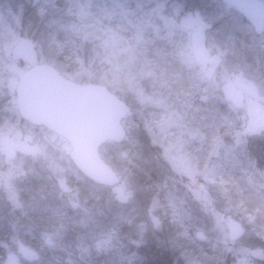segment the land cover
<instances>
[{"label": "rangeland", "instance_id": "rangeland-1", "mask_svg": "<svg viewBox=\"0 0 264 264\" xmlns=\"http://www.w3.org/2000/svg\"><path fill=\"white\" fill-rule=\"evenodd\" d=\"M70 1L63 0L65 6ZM259 1L264 5V0ZM93 3L100 8L96 26L73 27L82 13L89 15L83 5L74 6L73 12L58 9L54 0H0V36L14 51L20 38H27L33 48L53 50L58 68L67 78L82 83H93L90 79L95 69L88 61L96 58L94 48L98 46V53H104L100 82L96 83L107 85L130 108L122 122L125 138L111 146L108 154L119 177L118 187L129 202H117L113 188L91 185L77 170L68 168L69 164L62 162L70 160L71 146L65 139L38 133L34 134L37 143L29 133L0 134L3 217L17 216L34 206H46L48 211H42L48 213L55 208V215L60 216L55 225L37 223L39 236L25 233L21 237L22 229L16 224V237L11 240L15 249L7 251L3 264H70L71 260L59 258L57 252L83 242L89 232L95 249L104 253L103 264L114 262L103 248L104 240H111L110 233L105 236L103 229L91 228L71 237V226L61 219L67 213L62 209L65 200L70 201L76 218L87 212L74 202L77 192L69 186L70 180L80 178L85 187L93 189L92 196H104L106 210L115 212L112 221L118 213L145 219L138 237L116 234L125 244L124 251L132 253L133 263L145 260L136 254L143 248L149 253L147 258L154 260L151 264H262L264 222L254 217L260 208L255 200L247 201L245 193L253 191L264 204V174L245 154V145L264 138V14L251 5L238 10L222 0L86 2L88 7ZM25 11L29 12L26 16ZM102 20L113 22L115 28L101 26ZM60 22H67L74 35L87 38L81 39L87 49H79L84 56L79 55L73 64L69 57L67 63L58 57L62 49L56 46V34L50 32H54L51 25ZM150 31L161 32L166 39L179 38L172 48L177 51L173 58L192 71L193 79L190 84L179 80L177 86H191L180 91L182 96L158 84L156 74L144 63L147 52L157 51L142 48ZM67 47H71L69 42ZM33 54L30 52L29 58ZM227 84L257 88L261 100L245 98L237 125L220 132L205 103L208 96L228 103L230 88H223ZM191 95L202 100V107L191 105ZM35 169L38 183H45L42 179L49 174L54 181L50 188L42 186L47 196L40 194L41 199L30 204L21 198L24 192L19 188L24 184H17ZM167 206L165 213L163 207ZM149 215L159 218L160 225L154 226ZM230 217L244 229L239 238L229 236L226 221Z\"/></svg>", "mask_w": 264, "mask_h": 264}, {"label": "trees", "instance_id": "trees-1", "mask_svg": "<svg viewBox=\"0 0 264 264\" xmlns=\"http://www.w3.org/2000/svg\"><path fill=\"white\" fill-rule=\"evenodd\" d=\"M54 1L58 6V9L62 11L69 10L74 12L75 10L74 6L76 5H83L84 7H86V11L89 15L82 16L83 15L82 13L80 17H78V21L75 22V25L73 27L77 25H80L82 27L93 26V25L96 26L97 24L96 17L100 8L99 6L96 5V3H93V5H90L88 7L86 2L91 4V0H71L70 3H68L66 6L63 0H54ZM27 14H29V12L25 11L24 16H26ZM107 24L115 28L113 22L102 20L101 26ZM52 26L54 27V32L51 29L50 32L52 31L51 33L56 34V46L62 49V52H60L58 57L63 59L62 61L64 63H67V57L71 58L72 61L71 64H73L74 59L78 60L79 55L81 57L84 56V54L81 55L79 49L80 48L85 50L87 49V47L83 45V42H81V39H87V38H80L81 34L74 35L71 32L74 29L69 27V24L67 22L64 23L60 22L59 24H55V25L52 24L51 27ZM90 34L95 35V33L93 32ZM148 36L149 37L145 38L146 42L142 45V48L145 49L147 48L146 49L147 51L149 48L154 47L156 48L157 51H154L153 53L151 52L150 55L147 52L144 63H147V65L151 67V71L156 74V82L158 84L163 83V87L174 89L175 93L178 92V95L182 96L183 93L180 91L181 90L188 91V89L186 88L191 87L188 84H190L191 80L193 79L191 78L192 71L184 68V65L180 67L181 65L178 64L179 61L173 58V55H175L177 51L172 50V48H174V45L178 42L179 38L172 37L166 39L163 38V34L161 32L156 34L153 31H150ZM91 38L94 37H90V39ZM67 42H69L71 47H67ZM96 42L99 43L98 40ZM97 49L98 46L96 49L94 48V53H92L95 54L94 56L96 58H94L93 61L92 59H89L88 61V63H91L92 67L95 69V73H93L92 78L90 79L93 83L100 82L99 74H101L100 70L102 68L101 67L102 61L100 60V58L103 57L104 55V53L102 54L101 52L99 54L98 53L99 49L98 50ZM179 80H182L183 82L185 81V83L188 82V84L184 87L177 86V84H181ZM166 81L167 84H165ZM101 85L107 87V85H105L104 83H102ZM192 96L195 97V95H191V97ZM193 102L194 103H191V105L195 106V108L198 109L200 106L202 107V103L200 101L199 102L193 101ZM208 103H205L206 104L205 106L207 107L210 106V110L214 114L216 128L220 129V132H225L227 131L226 129L232 130V128H234L235 125H237V118L239 116L241 109L237 110L233 108L231 104L221 100H215L214 103H209V104ZM129 114H130V108L128 107V113L121 120V123L129 116ZM217 134L218 133H216V135ZM111 146H117V144L108 141L99 147V153L102 159L110 166L112 164L108 154ZM245 154L247 155V157H249L250 160L254 161V164L258 168H261V171L264 174V138H260L256 141H249V142L247 141L245 145ZM66 162L67 164H69L72 170H76L75 167L69 161ZM224 176L225 175H223V177ZM46 177L47 178L44 179L45 183L42 182L38 183L37 181L27 182V180L26 181L21 180L19 184H24V185L21 188H19V190H22L24 193H43L45 192V189L42 186H45V188L48 187L50 188L51 187L50 182H52L51 177L49 175H47ZM84 181L89 182L91 185L93 184L86 179H84ZM259 182H261V180H259ZM19 184H17L18 187ZM69 186H71L70 187L71 191L77 192V194L74 196V199H76L74 202H77V205L80 207V209L85 208L84 210H87L86 214L81 216V219L80 216L76 218L77 215L76 216L73 215L71 213L73 211L71 210L66 211L67 213H63V216H61V219L65 220V224L69 227L71 226L69 228L70 230L68 229L69 230L68 232L71 234V237H76L82 234L83 231L89 232L91 228H93L94 230L99 228L103 229V234H105V236H107V234L110 233L109 236L111 237V240L110 239L108 240L110 244L106 245L108 242L107 241L105 242L104 240L103 248L106 251L108 258H111L114 261L112 264H136L137 260H133L134 263L130 261L132 253H129L128 251H124L125 247L123 245L125 244L124 243L122 244L117 239L118 236H116V234L118 233L120 237L125 235L127 236L129 235V237H138V234L142 229V225L146 223L145 219L144 218L139 219L138 216L135 217L132 213L129 214L118 213V215L113 217V219L115 217H117V219L115 221H112L111 217L113 215L111 214H114L115 212L114 211L109 212L108 210L110 209L106 210L105 199L103 195H101V197L92 196L94 195L92 192L93 189L90 186L85 187V184L83 183L81 178L78 179V181L70 180ZM84 190H85V196H84ZM81 196H82V200H80ZM83 197L85 198L86 201L83 199ZM245 197L249 202L252 201L254 202V200L256 201L254 203L260 208V210L258 211V213L256 212L254 214V217H256L258 222L260 220L264 222V204H261V202L257 200L259 198L253 191L246 192ZM38 199H41L40 196H38ZM42 208H45V210L49 209L46 208V206L45 207L34 206V208H32L34 210L29 214H27V217H29L33 222H36L35 224L37 223L43 224L47 222L55 225V223H57V220L60 219V216L55 215V212H51V213L43 212ZM163 211L165 213L168 212V206L163 207ZM16 224L17 225L19 224L16 215H10L9 218H4L3 216L0 215V264H3V260L6 257L7 251H12L15 249V242L11 240H13L16 237V232H17L15 228ZM26 225L28 224L26 223ZM119 225L120 227H118ZM202 225H205V223H203ZM88 234L89 236H85L83 242L81 241L79 244L76 243L72 244L73 246L69 248V250H66V252H62L60 254L59 251L57 250L58 251L57 255L60 256L59 258L71 260L70 264H103L104 253L101 254L100 251L95 249L94 244L90 240V232ZM198 245L200 248L202 247V245H200L199 243ZM136 254H138L139 258L141 257L145 259L140 264H151L154 262V260L150 261V259L147 258V256H149V253L147 250H144L143 248L139 249ZM262 264H264V262Z\"/></svg>", "mask_w": 264, "mask_h": 264}, {"label": "water", "instance_id": "water-1", "mask_svg": "<svg viewBox=\"0 0 264 264\" xmlns=\"http://www.w3.org/2000/svg\"><path fill=\"white\" fill-rule=\"evenodd\" d=\"M233 7L244 9L250 0H224ZM252 6L264 12L259 0ZM25 40L18 43L26 45ZM247 89V86H244ZM251 95L258 100L256 89ZM18 105L22 116L34 124H45L63 136L70 144L69 157L74 166L88 179L97 184L112 186L118 176L99 155L98 148L106 141L120 143L125 137L121 118L128 113L127 105L112 94L105 86L77 84L63 78L53 67L36 65L20 76L17 87ZM230 100L237 109L241 108L243 93L233 89ZM32 152V150H30ZM122 190H116V198ZM231 239L239 238L244 229L234 218L226 221Z\"/></svg>", "mask_w": 264, "mask_h": 264}, {"label": "flooded vegetation", "instance_id": "flooded-vegetation-1", "mask_svg": "<svg viewBox=\"0 0 264 264\" xmlns=\"http://www.w3.org/2000/svg\"><path fill=\"white\" fill-rule=\"evenodd\" d=\"M196 4L200 5V3H196ZM259 13L264 14L263 12H259ZM22 40L26 41L25 42L26 45L24 47H19L18 43ZM25 51H26V54H25ZM30 52H34V54L29 58ZM199 56L201 59H203L202 53H200ZM41 64L53 67L62 77L67 78L66 75L56 65L55 54L53 50L42 49L39 47L33 48L31 47L29 40L27 38H20L17 42L16 49L14 51L13 48L6 47V43L3 41L2 37L0 36V134H7V135L8 134H11V135L22 134L24 135V134L29 133V135L32 136L33 140L36 141L37 143L39 141V138L38 136H34V134L42 133L48 136L52 135L55 137L56 136L61 137L59 134L49 129L45 124H42V123L34 124L30 122L27 118L22 116L19 105H18L17 87H18L20 76L24 74L26 71H28L30 68L36 65H41ZM210 82L211 81H208L209 85H210ZM165 84H167V81L165 82ZM245 85L247 86V89H244ZM195 88L196 86L194 87V91L196 92ZM223 88L224 89L230 88V92L233 89H239L243 93L244 100L245 98L250 96L251 88L249 87L248 84H243L242 87H231L230 84H227ZM230 92H229V95H230ZM195 97L196 98L192 96L191 98L193 99V101H198L197 96ZM213 100H214V96L207 97L208 102H211ZM201 101L202 100L200 99V102ZM28 150L29 152H31L30 150L32 149L29 148ZM62 162L64 164H67L66 161H62ZM67 167L70 168L69 165H67ZM33 172L35 174H32ZM33 172L29 173L32 175L27 174V176H25L26 179H21V180H25V181L27 180V182L28 181L38 182L40 179L37 175L38 169L37 170L35 169ZM1 173H2V170L0 166V174ZM53 179L54 178H51L52 182L54 181ZM66 183L68 184V181ZM40 194L42 196L48 195L47 193H23L21 195V198L24 199L25 202L27 201V203L32 204L34 200L38 199V196H40ZM2 195L3 193L0 192V198H2ZM30 196H33V197H30ZM30 199H32V201L28 202V200L30 201ZM128 202H129V199L123 202L122 204H127ZM62 203L66 205L62 207L63 211L66 212L70 210V201L66 202L65 200V202L63 201ZM33 210L34 209L26 210L22 214H21V211L17 212L18 222H19L18 226L22 229L21 237L24 236L25 233L28 235L30 234L32 237L36 235L39 236L40 234L39 228L37 227V224H35L36 222H33L29 217H27V213L29 214ZM51 211L54 212L55 208H53ZM5 212L6 210H4V207L2 206V202L0 200V215L3 216ZM149 219L151 222H153L154 226L160 225L159 218L154 217V216L152 217V215H149ZM26 223L28 225H26ZM23 226H25V229L23 228ZM34 258L36 259L37 256H34Z\"/></svg>", "mask_w": 264, "mask_h": 264}]
</instances>
